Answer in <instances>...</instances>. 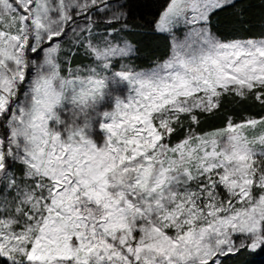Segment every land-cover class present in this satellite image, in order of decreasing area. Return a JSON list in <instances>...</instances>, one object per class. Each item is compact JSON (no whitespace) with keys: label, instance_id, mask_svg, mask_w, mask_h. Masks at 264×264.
<instances>
[{"label":"snow or ice","instance_id":"1","mask_svg":"<svg viewBox=\"0 0 264 264\" xmlns=\"http://www.w3.org/2000/svg\"><path fill=\"white\" fill-rule=\"evenodd\" d=\"M140 7L0 0V264L264 254V18L225 34L244 0Z\"/></svg>","mask_w":264,"mask_h":264},{"label":"trees","instance_id":"2","mask_svg":"<svg viewBox=\"0 0 264 264\" xmlns=\"http://www.w3.org/2000/svg\"><path fill=\"white\" fill-rule=\"evenodd\" d=\"M161 2L162 0H134V3L141 6L137 11L142 13L146 19L155 14ZM244 4L245 15L243 22L232 12H226L221 15L219 26L222 32L233 34L236 32L244 33L245 29L250 30V32H258L260 30V22L264 18V3H262V0H244ZM138 39L140 40L143 54L150 55L156 47V39L148 35L138 37ZM218 123L219 120L217 118L209 117L206 126L212 127ZM240 260L242 264L245 260L248 261V264H264V254L241 257Z\"/></svg>","mask_w":264,"mask_h":264}]
</instances>
